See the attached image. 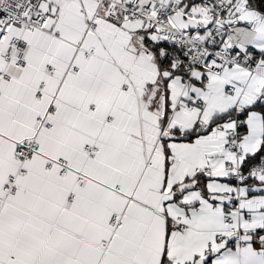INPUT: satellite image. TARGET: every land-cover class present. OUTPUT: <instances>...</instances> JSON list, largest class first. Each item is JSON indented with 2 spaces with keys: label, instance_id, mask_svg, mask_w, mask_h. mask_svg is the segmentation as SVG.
I'll return each instance as SVG.
<instances>
[{
  "label": "crops",
  "instance_id": "1",
  "mask_svg": "<svg viewBox=\"0 0 264 264\" xmlns=\"http://www.w3.org/2000/svg\"><path fill=\"white\" fill-rule=\"evenodd\" d=\"M181 1L207 20L201 0ZM43 9L48 27L15 26L0 49V264H264V177L236 185L227 167L248 171L249 159L264 158V0H231L220 34L261 57L258 71L198 68L187 86L161 66L145 20L120 8L111 19L97 0ZM13 38L29 47L22 66L4 54ZM187 102L201 107L189 112ZM244 111V154H228L236 119L214 121ZM29 138L39 150L23 164L16 148Z\"/></svg>",
  "mask_w": 264,
  "mask_h": 264
},
{
  "label": "built area",
  "instance_id": "2",
  "mask_svg": "<svg viewBox=\"0 0 264 264\" xmlns=\"http://www.w3.org/2000/svg\"><path fill=\"white\" fill-rule=\"evenodd\" d=\"M50 0H0V49L9 40V35L15 26L21 27L26 31L37 28L48 27L51 21V13L44 10L43 6ZM71 1V0H65ZM99 6L108 3V16L114 19L115 11L123 9L127 17L143 19L148 23L149 29L147 36L154 43L171 47L170 67L175 70H183V85L190 84L192 72L198 68H204L210 72L221 73L226 67H239L249 70L255 74L262 64V58L251 59L247 52L239 48L229 47L220 37L225 26L228 24L227 13L231 8V0H201V6L206 11L208 25L200 24L199 30L189 31L171 27L165 20L173 13L177 12L183 5L181 0H172L169 3H162L156 0H97ZM28 44L24 39L13 38L8 48L5 49V57L9 62L17 65L25 64V57L28 53ZM75 70H79L78 67ZM185 71H189L186 75ZM5 73H0V78L5 77ZM236 91L233 85L228 86L227 94ZM44 95V89H40V98ZM201 107L200 102H187L185 108L192 112ZM50 117L43 116L40 119L41 128L52 129ZM39 150V145L35 138H29L17 144L16 157L21 163H25L30 157ZM96 151L95 145H87L83 152L93 155ZM228 154L242 156L244 154V139L238 137L236 125L228 131V142L226 147ZM56 163L49 161L47 169ZM231 170V180L239 185L255 179L264 177V164L252 167L248 172H243L232 163H227ZM68 167L63 166L62 175H65ZM203 168L198 167L196 172H202ZM25 173L20 169L17 175H12L7 179V189L14 193L18 188V178ZM78 185L86 183V177L82 173L78 176ZM230 208H233L230 205ZM2 205H0V211ZM227 218L233 220V213L228 212ZM118 220L115 216L113 223ZM181 230H186L183 224L179 225ZM104 244L103 246H107Z\"/></svg>",
  "mask_w": 264,
  "mask_h": 264
},
{
  "label": "trees",
  "instance_id": "3",
  "mask_svg": "<svg viewBox=\"0 0 264 264\" xmlns=\"http://www.w3.org/2000/svg\"><path fill=\"white\" fill-rule=\"evenodd\" d=\"M251 1H256V0H251ZM257 1H262V0H257ZM188 3V2H186ZM190 4V3H189ZM259 7H262V4H259ZM263 9V8H262ZM148 45L158 54V59H159V62L161 64L162 67H168L170 68V58L168 55H165V56H160V49L163 47L165 48V50L168 52V51H171V47L169 46H166V45H161V44H155L151 41H147ZM186 72V75H188L189 71H185ZM176 73H180V74H183V70H178L176 71ZM245 114H246V111H244L243 113H239V114H235V113H229V114H225L217 119H215L214 123H217V122H220V121H225L227 119H232V118H235L236 119V122H237V133H238V137L239 138H244V134L246 133V130H247V127H246V120H245ZM245 139V138H244ZM249 161L251 163H249L250 167H256V166H260L264 163V158L262 157V154L259 153L257 156H255L254 158L252 159H249ZM243 172H248V171H244L242 170Z\"/></svg>",
  "mask_w": 264,
  "mask_h": 264
},
{
  "label": "water",
  "instance_id": "4",
  "mask_svg": "<svg viewBox=\"0 0 264 264\" xmlns=\"http://www.w3.org/2000/svg\"><path fill=\"white\" fill-rule=\"evenodd\" d=\"M190 10V4L185 3L177 12L170 16V19L174 25L181 30L196 31L200 28V22L189 16L188 11ZM191 186L190 183L181 185L180 189L183 190Z\"/></svg>",
  "mask_w": 264,
  "mask_h": 264
},
{
  "label": "rangeland",
  "instance_id": "5",
  "mask_svg": "<svg viewBox=\"0 0 264 264\" xmlns=\"http://www.w3.org/2000/svg\"><path fill=\"white\" fill-rule=\"evenodd\" d=\"M204 17V16H203ZM200 21H203L204 22V24H205V26H207L208 25V21L207 20H205L204 18H201L200 20H199V22Z\"/></svg>",
  "mask_w": 264,
  "mask_h": 264
}]
</instances>
